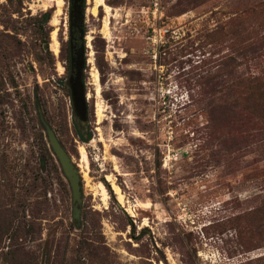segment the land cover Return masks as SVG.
Here are the masks:
<instances>
[{
	"label": "rangeland",
	"instance_id": "obj_1",
	"mask_svg": "<svg viewBox=\"0 0 264 264\" xmlns=\"http://www.w3.org/2000/svg\"><path fill=\"white\" fill-rule=\"evenodd\" d=\"M71 18L0 0V264H264V114L247 146L211 133L229 87L264 84V0ZM41 114L80 171L79 226Z\"/></svg>",
	"mask_w": 264,
	"mask_h": 264
},
{
	"label": "trees",
	"instance_id": "obj_2",
	"mask_svg": "<svg viewBox=\"0 0 264 264\" xmlns=\"http://www.w3.org/2000/svg\"><path fill=\"white\" fill-rule=\"evenodd\" d=\"M85 3L86 0H71L72 27L80 26ZM256 79L259 78L250 77L240 91L235 90L234 87L228 88L227 94L236 98L223 106L220 105L217 109L220 113L227 115L228 120L217 124L211 133H217L220 136L225 133H238L237 142L243 146L249 145L251 139L255 137L254 130L257 129L255 125L264 114V84L257 83ZM55 167L57 168L56 164Z\"/></svg>",
	"mask_w": 264,
	"mask_h": 264
},
{
	"label": "water",
	"instance_id": "obj_3",
	"mask_svg": "<svg viewBox=\"0 0 264 264\" xmlns=\"http://www.w3.org/2000/svg\"><path fill=\"white\" fill-rule=\"evenodd\" d=\"M75 30V29H73ZM82 35V32L77 29L76 36ZM74 41V40H73ZM82 39H77V48L80 47ZM75 54V48L73 47V55ZM76 68L73 67L72 75L75 76ZM41 122L46 130L50 145L59 160L62 169L68 178L72 190V202H73V219L75 223L79 226L81 224V215H82V203H83V190H82V178L80 171L76 164L74 163L70 154L66 151L64 146L61 144L58 139L55 130L45 119L44 114L40 115Z\"/></svg>",
	"mask_w": 264,
	"mask_h": 264
},
{
	"label": "bare ground",
	"instance_id": "obj_4",
	"mask_svg": "<svg viewBox=\"0 0 264 264\" xmlns=\"http://www.w3.org/2000/svg\"><path fill=\"white\" fill-rule=\"evenodd\" d=\"M96 79L97 81L99 80V74L96 73ZM98 92V91H97ZM101 109V108H100ZM101 111V110H100ZM83 153L85 154V150H83ZM117 191L119 192V188H117ZM147 223V222H146ZM159 264H163V263H159Z\"/></svg>",
	"mask_w": 264,
	"mask_h": 264
}]
</instances>
